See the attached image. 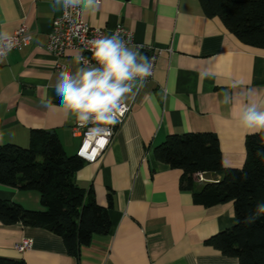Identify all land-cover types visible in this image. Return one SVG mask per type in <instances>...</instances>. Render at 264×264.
<instances>
[{
	"label": "crops",
	"instance_id": "obj_1",
	"mask_svg": "<svg viewBox=\"0 0 264 264\" xmlns=\"http://www.w3.org/2000/svg\"><path fill=\"white\" fill-rule=\"evenodd\" d=\"M60 13L55 0H0V31L12 34L23 24L30 36L29 44L0 62V145L26 147L33 129L54 133L67 155L80 144L81 137L72 134L77 121L58 107L54 85L57 63L72 72L82 65L73 50L59 58L45 50ZM82 18L107 32L120 24L133 33L130 46L160 50L152 80L125 101L131 111L108 147L73 176L107 208L110 229L94 234L76 258L46 229L0 222V256L24 264H237V258L207 244L235 224L232 203L204 206L193 196L221 176L196 174L192 188L183 189L182 171L157 161L153 148L172 134L210 132L218 138L222 166L241 168L247 134L234 118L239 105L222 100L226 91L264 97V49L239 42L219 18L206 17L198 0H100L97 10ZM237 81L239 87H230ZM48 99L57 107H45ZM0 200L43 209L33 190L0 185ZM24 237L32 245L18 251L15 245Z\"/></svg>",
	"mask_w": 264,
	"mask_h": 264
},
{
	"label": "trees",
	"instance_id": "obj_2",
	"mask_svg": "<svg viewBox=\"0 0 264 264\" xmlns=\"http://www.w3.org/2000/svg\"><path fill=\"white\" fill-rule=\"evenodd\" d=\"M206 17H217L234 38L244 45L264 49V0H198ZM264 134L247 135L241 168L222 166L219 141L210 132L172 134L153 148L154 158L182 171L180 186L191 189L194 176L213 173L221 178L205 183L194 193L195 202L211 206L231 202L235 224L207 240L222 255L237 258V264H264V214L245 223L258 203H264ZM83 161L67 155L54 133L30 131L26 147L0 145V185L39 194L42 210H29L19 203L0 200V222L42 228L59 236L68 255L78 257L82 245L94 234L110 229L107 208L99 205L91 190L73 181ZM108 205L111 195H108ZM0 264H24L0 256Z\"/></svg>",
	"mask_w": 264,
	"mask_h": 264
},
{
	"label": "clouds",
	"instance_id": "obj_3",
	"mask_svg": "<svg viewBox=\"0 0 264 264\" xmlns=\"http://www.w3.org/2000/svg\"><path fill=\"white\" fill-rule=\"evenodd\" d=\"M100 0H55V6L62 8L67 16L71 10L81 13H94ZM92 66L83 55L75 57L82 65L75 72L63 68L54 85L55 94L66 116H72L81 126L115 124L126 110L125 101L139 92L147 78L152 75V63L149 57L139 51L140 46H130L119 33L104 36L89 42ZM16 46L13 35L0 31V62ZM233 82L230 87H239ZM135 89V90H134ZM145 99H148L145 97ZM45 107H57L51 99L43 102ZM223 104L239 105L234 118L237 126L247 135L264 134V97L253 100L248 91L239 93L225 92ZM257 155L264 158V151ZM264 214V203L256 205L255 213L245 218V223H253Z\"/></svg>",
	"mask_w": 264,
	"mask_h": 264
},
{
	"label": "built area",
	"instance_id": "obj_4",
	"mask_svg": "<svg viewBox=\"0 0 264 264\" xmlns=\"http://www.w3.org/2000/svg\"><path fill=\"white\" fill-rule=\"evenodd\" d=\"M117 32L129 45L134 44L133 33L120 24H116L107 32L104 28L92 27L86 23L82 18V13L78 9L71 10L66 16L65 11L61 8L60 15L52 20L51 30L45 43V50L55 58L63 56L67 50H73L75 57L83 55L88 58L92 66H96L95 61L92 60V53L88 50L90 48L89 42L104 36H111ZM11 35L14 36L16 41V46L11 51L19 50L30 43V36L27 34V29L23 24L14 30ZM140 45H143V47L139 48V51L149 57L152 63V75L147 78L145 81L147 82L153 78L155 62L160 54V50L151 44H139L138 46ZM63 68L64 65L62 64L57 63L55 65V69L58 71H61ZM125 104L126 110L123 111L122 116L118 117L115 124H89L81 126L76 122L72 126V134L81 137L75 155L83 162H95L108 147L115 132L131 111V105L126 102ZM31 245L32 239L24 237L15 245V248L18 251H23L30 248Z\"/></svg>",
	"mask_w": 264,
	"mask_h": 264
},
{
	"label": "water",
	"instance_id": "obj_5",
	"mask_svg": "<svg viewBox=\"0 0 264 264\" xmlns=\"http://www.w3.org/2000/svg\"><path fill=\"white\" fill-rule=\"evenodd\" d=\"M52 133V132H51Z\"/></svg>",
	"mask_w": 264,
	"mask_h": 264
}]
</instances>
